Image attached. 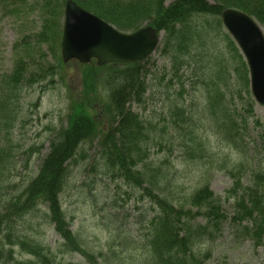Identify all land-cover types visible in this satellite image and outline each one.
I'll return each mask as SVG.
<instances>
[{"label": "trees", "instance_id": "trees-1", "mask_svg": "<svg viewBox=\"0 0 264 264\" xmlns=\"http://www.w3.org/2000/svg\"><path fill=\"white\" fill-rule=\"evenodd\" d=\"M17 1H10L8 14H12ZM74 1L122 31H136L148 24L163 32L160 47L170 67L162 73L167 89L164 94L173 91L177 95V100L171 104L175 112L170 116L176 118L175 125L181 144H184L183 152L188 151L190 157L198 154L202 144L194 142L199 131L196 118L205 116L218 126L219 136L227 145L239 147L244 144L254 117L255 102L250 91L247 65L225 31L221 15L226 9H237L254 17L264 27V0H214L213 3L209 0H142L125 8L107 4L104 0ZM65 2L60 0L61 7L57 6V9L61 10ZM94 64L80 67L85 72L87 69L93 71L92 68L97 67ZM105 68L107 77L102 81L107 83L109 80V103L105 108L101 107L99 117L92 113L96 102L85 96L77 104V109H73L74 117L68 127L60 131L56 142H51L50 151L42 160L37 175L28 176L20 183H15L11 177L12 171L17 169L15 136L24 124L21 100L23 93L38 78L29 73L28 62L18 59L11 72L0 75V264H66L59 261L64 253H79L89 262H96L95 255L74 236L70 224L67 227L69 221L61 204V192L70 180L67 165L74 162L82 152L81 145L87 143L94 133L104 135L102 158L109 170L136 185L140 199L147 198L155 207L150 221H145L142 215L138 222L143 234L138 243L132 244V250L137 249L142 254L137 264H205L211 257L209 252H197V247L203 237L213 241L214 235L222 232L221 227L229 218L222 198L211 190L209 178L205 177L208 182L197 188L188 202L175 200L173 186L177 176L172 173L173 168L170 163H164L165 171L163 163H157L151 157L150 132L156 134L155 127L160 122L158 120L155 124L145 119L133 108L147 109L153 75L150 59ZM185 74L193 76L191 90L202 87L204 114L199 112L196 116H187ZM40 77L41 81L45 78ZM93 83V73L84 76L83 84L87 89L90 90ZM101 114L107 115L105 119L109 127L106 133L99 123ZM253 122L260 125L259 120ZM162 146L160 143L163 149ZM242 148L241 153L247 158L245 162L230 165L224 159L219 168L224 167L221 172L228 175L233 183L226 199L233 201L237 240L248 239L254 246L261 247L264 244V169L251 170L244 177L239 170L246 163L250 168L252 164L249 147L244 144ZM81 158L88 160L86 155ZM245 178L249 179L248 183L244 182ZM84 186L88 197H96L91 186ZM40 203L47 207L44 215L62 240L57 247L59 252L47 249L39 234L37 222L42 211L37 206ZM201 217L207 220L208 226L195 225ZM245 222L247 225L243 227ZM128 240L124 239L122 243L125 247L131 244ZM16 251L30 256L31 260L18 261ZM121 263L129 264L130 261L122 260Z\"/></svg>", "mask_w": 264, "mask_h": 264}, {"label": "rangeland", "instance_id": "rangeland-1", "mask_svg": "<svg viewBox=\"0 0 264 264\" xmlns=\"http://www.w3.org/2000/svg\"><path fill=\"white\" fill-rule=\"evenodd\" d=\"M10 1L0 0V75L11 72L18 59L28 62L29 73H34L38 78L23 93L21 100L24 124L15 136L17 169L12 171L11 177L15 183H20L27 180L28 176L37 175L42 160L50 151L51 142H56L60 131L68 127L74 117L73 109H77V104L85 96L92 98L93 103L96 102L92 113L99 117L101 107L105 108L109 103L110 84L109 80L107 83L102 81V78L107 77L105 67H93V71L87 69L85 72L77 62L63 63L59 44L62 40L64 4L62 3L61 10L57 9V6L61 7L60 0H18L12 14H8L7 11H11ZM104 1L125 8L142 0ZM209 2L213 3L214 0ZM41 32L42 36L38 35ZM223 40L221 36V41ZM16 43L19 44L18 48ZM161 50L162 47H159L149 57L153 75L150 78L151 91L147 109L133 106L136 113L143 115L145 119H150L155 124L158 120L160 122L155 127L156 134L150 132L151 157L157 163H163V170L166 171L164 163H170L173 168L172 173L177 176L173 186L175 200L188 202L189 196L208 182L204 180L205 177L209 178L211 190L222 198L224 210L229 216L221 227L222 232L216 233L213 241L203 237L197 247V252L211 254L205 264H264V244L256 247L251 240H237L233 201L226 199L227 191L233 183L228 175L221 172L224 167L219 168V163L224 159L230 165L245 162L247 158L241 153L245 144L250 149L248 155L252 167L250 168L249 163L244 164L242 170H239L242 175L245 177L251 170L264 169V106L255 105L252 120H259L260 125L251 120L245 142L239 147L227 145L219 136L218 126L209 122L205 115V118H196L199 131L195 134L194 142L201 143L202 147H199L198 154H194L196 157H190L188 151H182L184 144H181V136L175 125L176 118L170 116L175 112L171 109V104L173 100H177V95L173 91L164 94L167 89L166 83L162 81V73L170 67ZM89 73L94 74V83L90 90L83 84L84 76ZM40 76L45 77L43 81ZM190 76L192 75L185 74L183 78L187 83L184 92L187 116H196L199 112L204 114L206 108H203L202 87L199 85L196 90H191L194 79ZM101 115L99 123L106 133L109 127L105 119L107 115ZM103 136L101 133H94L87 143L81 145L82 152L74 162L67 165L70 180L61 192V204L69 221L67 227L70 224L74 236L95 255L96 262H89L79 253H64L59 261L66 264H120L122 260L137 264L142 257L141 252L132 250L133 246L127 248L122 243L124 239H130V243H138L143 234L138 224L141 216L148 222L155 213L152 202L147 198L140 199V190L136 185L124 180L117 172L109 170L106 160L102 158ZM83 154L88 156V160L81 158ZM248 180L245 178L244 182L248 183ZM85 184L91 186L96 197H88L84 192ZM37 207L42 211L40 222L37 223L44 246L52 252H59L57 247L62 240L44 215L48 209L41 203ZM195 225L208 226V223L201 217L196 220ZM246 225V222L242 224L243 227ZM131 254L133 256H129ZM17 259L26 261L31 258L17 251Z\"/></svg>", "mask_w": 264, "mask_h": 264}, {"label": "water", "instance_id": "water-1", "mask_svg": "<svg viewBox=\"0 0 264 264\" xmlns=\"http://www.w3.org/2000/svg\"><path fill=\"white\" fill-rule=\"evenodd\" d=\"M222 21L246 57L254 98L264 105V32L252 18L237 10H225ZM160 41L161 34L152 26L121 33L73 0L66 3L61 45L64 63L89 64L96 60L100 67L138 63L149 58Z\"/></svg>", "mask_w": 264, "mask_h": 264}, {"label": "bare ground", "instance_id": "bare-ground-1", "mask_svg": "<svg viewBox=\"0 0 264 264\" xmlns=\"http://www.w3.org/2000/svg\"><path fill=\"white\" fill-rule=\"evenodd\" d=\"M79 5V4H78ZM80 7H82L81 5H79ZM83 8V7H82ZM149 26H152V25H149ZM152 27H154V26H152ZM155 28V27H154ZM156 29V28H155ZM157 30V29H156ZM158 31V30H157ZM158 33H160L159 31H158Z\"/></svg>", "mask_w": 264, "mask_h": 264}]
</instances>
